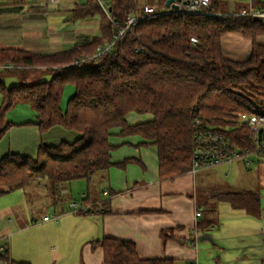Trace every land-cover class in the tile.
I'll return each mask as SVG.
<instances>
[{
  "label": "trees",
  "instance_id": "trees-1",
  "mask_svg": "<svg viewBox=\"0 0 264 264\" xmlns=\"http://www.w3.org/2000/svg\"><path fill=\"white\" fill-rule=\"evenodd\" d=\"M83 9L85 15L103 16L101 34L87 43L50 53L0 47V140L12 124L6 114L19 101L34 104L41 133L63 126L76 134L73 140L41 142L35 157L16 152L3 156L0 195L46 179L59 196L74 180L90 183L113 165L125 166L133 159L116 164L111 160L117 146L109 137L115 127L121 128V136L140 134L152 141L158 150L161 179L190 171L198 131L227 127L225 133L233 147L253 149L255 133L239 113L251 114L264 106V43L258 41L264 35L262 21L237 14L223 19L159 14L127 26L128 17L142 11L136 0H90ZM213 9L227 10L217 0ZM230 33L251 39L247 58L224 55L222 40ZM99 46L110 47L98 55ZM40 69L51 78L23 80L12 86L5 83L4 73H18L24 79ZM68 82L75 86V93L63 109V89ZM130 112L150 113L153 118L130 124ZM221 197L249 214H262L259 190L225 192ZM81 200L88 202L89 197ZM108 205L105 200L94 209ZM163 235L172 236L166 230ZM90 243L93 250L102 247L103 264H176L167 257L142 258L132 241L103 237Z\"/></svg>",
  "mask_w": 264,
  "mask_h": 264
},
{
  "label": "crops",
  "instance_id": "crops-1",
  "mask_svg": "<svg viewBox=\"0 0 264 264\" xmlns=\"http://www.w3.org/2000/svg\"><path fill=\"white\" fill-rule=\"evenodd\" d=\"M89 2L90 0H0V47L50 53L91 41L94 36L101 34L103 16L102 13L85 15L83 7ZM166 2L167 0H136L140 9L147 4L167 5ZM217 2L227 10L248 4L236 0ZM258 41L264 43V35L259 36ZM222 47L226 57L245 59L251 53L252 41L240 33H230L223 37ZM2 69L0 68V77ZM43 73L40 69L27 73L23 79L18 73L7 72L4 73L5 83L7 79L12 81L10 86L20 84L23 80L31 82L40 79ZM26 103L35 108L30 101H19L17 105ZM152 118L150 113L130 112L127 115L130 124L146 122ZM31 119L34 121L25 119L29 123L18 120L15 124L11 122L0 140V159L9 152L29 155L20 148L12 149L7 145L6 139L14 126V129L25 128L37 135L39 132L40 142L36 144L43 142L45 133H41L36 124V109L35 117ZM120 130V127L111 130L109 141L117 146L111 151V160L115 164L129 158L133 160L125 166L113 165L98 173L90 182L94 189L79 195L80 199L89 197L88 202L84 201L86 204L97 202L96 206H100L106 200L102 191L107 188L111 194L106 200L108 207H98L96 212L86 213L91 215L89 217H66L62 221H59L61 216L57 220L40 219L45 224L53 222L43 227L48 240H52L51 234L56 232L67 239L61 240L57 234L56 241L51 244L50 250L55 254V260L62 259L63 264L69 261L71 264H103L102 247L93 250L90 242L103 237H115L134 242L142 258L167 257L174 259L176 264H264L263 205L262 214L257 217L244 209L235 208L230 201L221 197L225 192L259 190L262 203L264 160L257 158L255 163L263 171L258 177L257 187L244 186L245 181H240V178H233L228 183L216 171L225 164L228 166L226 176L234 170L251 169L249 163L244 162L243 165L235 160L197 171L191 168L174 179H161L158 150L151 144L152 141L140 134L121 136ZM223 180L224 186L212 185ZM95 187L99 188L96 192ZM221 202H228L231 209L222 212ZM198 207H202L203 213L196 217ZM8 221H12V218ZM66 221L72 223L65 224ZM196 224L200 228L197 244L193 237ZM165 230L166 234L172 236L164 237ZM9 231H0V237L11 235ZM255 255L260 256L258 263L251 262ZM12 259L16 261L13 256Z\"/></svg>",
  "mask_w": 264,
  "mask_h": 264
},
{
  "label": "rangeland",
  "instance_id": "rangeland-1",
  "mask_svg": "<svg viewBox=\"0 0 264 264\" xmlns=\"http://www.w3.org/2000/svg\"><path fill=\"white\" fill-rule=\"evenodd\" d=\"M236 1L243 4L249 2L248 0ZM234 56L242 57L244 56V54H237ZM41 76V80H49L52 75L49 73H43ZM11 82V79H7L6 85L10 86L12 84ZM74 93L75 86L72 83H66L64 85L61 100V106L63 109L67 107L68 102L70 98L74 95ZM1 95L2 93L0 91V104ZM33 117H35V108L32 106V104L27 103L18 105L16 104L6 114L7 121L12 123L17 122V120L24 123L30 122L25 121V119H29L33 122L34 120L31 119ZM14 128L15 126L12 127V132L8 134V137L6 139L7 145L12 149L20 148L23 150L22 152H26V154L35 157L38 152L37 150L39 144H36V142H40V134L38 130L37 132L39 135V139L37 133L35 134L31 130H25V128ZM52 128L55 129L51 130ZM52 128L45 132L43 142L48 144H55L64 138H68V140H73L76 135L73 131L66 129L63 126H54ZM69 131H71L72 134H70L71 132ZM28 146H30V148H27ZM247 160H249L248 166L251 169L244 168L234 170L229 176H226L228 166H226L225 164V166L217 168L216 171L219 172L220 176L224 180H228V183L233 178H240V181H245L244 186L257 187L258 177L261 176L263 171L261 168L257 167V164H255L257 163L256 155L252 154L248 156ZM235 161L242 162V164L245 162L243 159H238ZM224 180L212 183V185H214L215 187L224 186ZM65 188H67V191H64L65 189H62L59 196H56L52 191V186L49 181L46 179H39L30 182L23 187L16 188L8 193L0 195V231L5 232L7 230H10L9 232L11 233V255L16 261L21 262L22 260H31L34 262L33 264H63L62 259L58 261L55 260V254L52 253V251L50 250L51 244L56 241L58 233L56 232L54 234H51L52 240H48V238L43 233V227L53 222L45 224L41 223L40 219H42L45 214L57 215L59 217L61 216L59 221H62L66 217H76L80 215L87 216L90 213L92 214V212L88 214H86V212L73 213L70 211V203L75 200H81L79 195L83 192L92 191L90 189H94V186L92 183L90 184L86 179H77L72 181L70 184L66 185ZM95 188V192L99 190V188ZM262 191L264 193V189ZM212 202L217 203V201ZM220 205H222V212L231 209V206L228 202H221ZM262 205L264 208V197L262 198ZM89 216L91 215H88V217ZM9 218H12V221H8ZM64 223L71 224L72 222L66 221ZM59 235L60 239L62 238L61 240H67L66 237L61 233L58 234V236ZM259 260L260 256L255 255L253 261L251 262L258 263ZM67 264H71L70 261Z\"/></svg>",
  "mask_w": 264,
  "mask_h": 264
},
{
  "label": "built area",
  "instance_id": "built-area-1",
  "mask_svg": "<svg viewBox=\"0 0 264 264\" xmlns=\"http://www.w3.org/2000/svg\"><path fill=\"white\" fill-rule=\"evenodd\" d=\"M214 0H174L177 8L170 5H155L147 4L143 7L141 13L132 14L127 19V26H131L137 21H142L152 18L159 14H187V15H201L209 18L223 19L228 15L237 14L239 16L252 17L259 19L264 23V0H249L248 4L240 6L238 10L220 11L213 9ZM124 30L119 31L123 35ZM195 40V39H193ZM110 47V46H109ZM109 47H98V55L104 53ZM240 120L247 122L252 131L255 133L253 149L246 148L244 151L231 145L229 137L226 135L228 128L223 131L205 130L198 131L195 136V146L193 147L192 170H202L211 168L225 162H231L238 159H243L247 164L248 156L254 154L257 158L264 160V106L259 105L254 113H239ZM106 200L111 196L110 191L104 188L102 191ZM97 202L86 204L82 200L73 201L70 203V211L73 213L94 212V207ZM97 211V209H96ZM95 211V212H96ZM101 211V210H100ZM203 213L202 207H198L195 215L201 216ZM57 215H45L43 220L58 219ZM200 228L196 224L193 229L194 243L197 244L199 240ZM11 235L5 234L0 237V264H15L11 256L10 247Z\"/></svg>",
  "mask_w": 264,
  "mask_h": 264
},
{
  "label": "water",
  "instance_id": "water-1",
  "mask_svg": "<svg viewBox=\"0 0 264 264\" xmlns=\"http://www.w3.org/2000/svg\"><path fill=\"white\" fill-rule=\"evenodd\" d=\"M173 2H174V0H167L166 4L167 5H170L172 3V6L175 7V8H177V5L174 4Z\"/></svg>",
  "mask_w": 264,
  "mask_h": 264
}]
</instances>
